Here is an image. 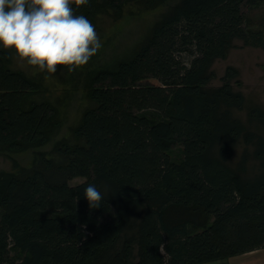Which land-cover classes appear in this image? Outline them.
I'll use <instances>...</instances> for the list:
<instances>
[{"label": "trees", "instance_id": "obj_1", "mask_svg": "<svg viewBox=\"0 0 264 264\" xmlns=\"http://www.w3.org/2000/svg\"><path fill=\"white\" fill-rule=\"evenodd\" d=\"M160 1L72 7L91 20ZM261 6L181 0L129 58L97 71L79 140L0 177V264H228L264 249V107L246 108L235 67L210 86L236 40L264 49V21L248 20ZM10 53L0 47V152L47 143L55 114ZM90 183L103 194L97 208L84 197Z\"/></svg>", "mask_w": 264, "mask_h": 264}, {"label": "rangeland", "instance_id": "obj_2", "mask_svg": "<svg viewBox=\"0 0 264 264\" xmlns=\"http://www.w3.org/2000/svg\"><path fill=\"white\" fill-rule=\"evenodd\" d=\"M181 0H162L154 7L147 8L141 4L129 2L119 14L106 8L91 19L101 48L86 65L69 71L68 66H57V72L41 71L29 65L15 53L9 55V67L22 72L37 85L35 99L50 101L55 109L51 123L50 137L40 147L25 151L0 152V177L9 174H21L30 169L35 158L40 154L50 153L61 143H75L76 128L82 120L84 111L90 107V83L92 76L99 70L115 68L120 61L129 58L149 35L153 26L168 14ZM248 20L252 29H259L264 21V6L248 12ZM226 59L215 60L212 70L216 78L211 87L221 85L227 67L238 70V82L232 81L235 90L241 91L246 98V108L254 105L264 107V49L244 46L236 40ZM247 109L237 112L242 120L246 119ZM74 179L71 184L83 182ZM231 259V258H230Z\"/></svg>", "mask_w": 264, "mask_h": 264}, {"label": "clouds", "instance_id": "obj_3", "mask_svg": "<svg viewBox=\"0 0 264 264\" xmlns=\"http://www.w3.org/2000/svg\"><path fill=\"white\" fill-rule=\"evenodd\" d=\"M87 0H75L85 4ZM73 0H0V47L10 49L27 64L41 71L57 72V65L69 71L86 65L101 48L95 26L77 15ZM91 208L103 199L95 184L85 187Z\"/></svg>", "mask_w": 264, "mask_h": 264}, {"label": "crops", "instance_id": "obj_4", "mask_svg": "<svg viewBox=\"0 0 264 264\" xmlns=\"http://www.w3.org/2000/svg\"><path fill=\"white\" fill-rule=\"evenodd\" d=\"M228 264H264V249L233 257Z\"/></svg>", "mask_w": 264, "mask_h": 264}]
</instances>
